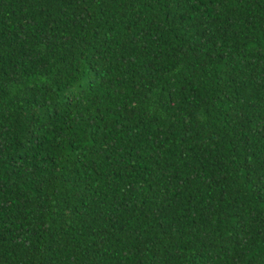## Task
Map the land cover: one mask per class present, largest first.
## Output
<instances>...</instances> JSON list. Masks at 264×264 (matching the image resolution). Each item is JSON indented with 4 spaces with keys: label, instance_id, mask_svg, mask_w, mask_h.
Instances as JSON below:
<instances>
[{
    "label": "trees",
    "instance_id": "obj_1",
    "mask_svg": "<svg viewBox=\"0 0 264 264\" xmlns=\"http://www.w3.org/2000/svg\"><path fill=\"white\" fill-rule=\"evenodd\" d=\"M0 264H264V0H0Z\"/></svg>",
    "mask_w": 264,
    "mask_h": 264
}]
</instances>
